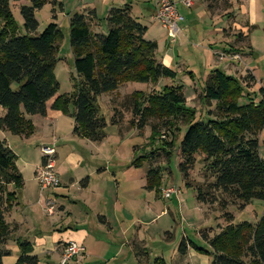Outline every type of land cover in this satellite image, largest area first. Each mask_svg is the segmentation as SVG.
<instances>
[{
	"label": "trees",
	"instance_id": "1",
	"mask_svg": "<svg viewBox=\"0 0 264 264\" xmlns=\"http://www.w3.org/2000/svg\"><path fill=\"white\" fill-rule=\"evenodd\" d=\"M204 1L212 13L214 5L231 11L234 3L242 0ZM12 2L19 3L21 31L13 17ZM48 2L62 8L56 0H0V108L4 111L0 131L27 138L34 132L30 117L43 118L52 109L73 119V136L101 142L108 124L99 101L102 95L114 94L129 82L158 84L162 79L174 80L178 73L157 57L156 42L145 39L147 26L132 16L128 4L110 7L103 20L94 9H84L68 18L75 76L71 91L58 94L54 69L63 34L56 22L48 23L38 33L35 17ZM238 34L240 31L235 39L246 41L248 46L245 34L242 38ZM256 82L251 71L235 77L211 70L200 96L206 103L213 102L214 109L202 116L186 105L182 84H165L158 89L154 86L149 92L134 90L120 96L115 93L109 99V124L122 131L127 130L123 128L127 123L138 132L149 126L150 138L161 139L168 148L167 159L170 151H176L178 171L185 186H194L196 201L220 211L218 218L224 223L217 225L219 230L212 235L206 231L202 234L210 246L205 252L211 264H264V213L255 224H233L229 210H242L253 200L264 201V157L259 154L258 139L264 128V98L255 101L249 90ZM260 93L264 96L263 87ZM161 131L176 136V140L172 137L167 142L164 134L159 138ZM198 158L202 164L199 169L195 166ZM147 160L145 188L157 195L160 171L151 166L155 155L150 154ZM15 161L14 151L0 138V264L11 255L7 248L11 241L18 247L13 264H38L32 244L16 237L18 226L8 219L20 203L24 184ZM143 161L145 157H136L133 165L138 167ZM195 169L202 178L200 182L194 179ZM132 243L137 264H167L160 257L144 262L143 242ZM190 246L182 239L177 248L179 255L186 256Z\"/></svg>",
	"mask_w": 264,
	"mask_h": 264
},
{
	"label": "rangeland",
	"instance_id": "2",
	"mask_svg": "<svg viewBox=\"0 0 264 264\" xmlns=\"http://www.w3.org/2000/svg\"><path fill=\"white\" fill-rule=\"evenodd\" d=\"M56 1L62 4V8H60V4L48 2L36 11L35 17L38 21V33L48 23L56 22L63 34L59 42L58 61L54 69V75L59 83L58 94L71 91L73 85L72 77L75 76L74 60L69 44V16L73 12H76V10L81 11L85 4H91V7L87 8H95L97 17L103 20L110 6L128 4L131 7L132 16L141 24L147 26L145 39L156 42L157 57L167 67H172L175 71L178 70V74L176 79H162L158 84L137 82L122 84L118 88L119 93L115 92L119 96L126 94L125 91L128 90L126 88L141 89L149 92L154 86L158 89L165 84H182V91L186 97V105L195 108L197 116H202L205 115L208 109H214L213 102L206 103L200 96L201 86L211 70L215 68L226 74L239 77L247 71H251L249 68L252 67V72L258 81L249 90L253 94L255 101L264 98L260 93V88H264V54L257 53V55H251L245 47L246 41H237L235 39L238 31H240L238 35H242L241 38L245 34L241 30H238L237 27L247 25L244 18H240V21L236 23L234 22V16H236L234 15V8L240 2L234 3L231 11L224 10L225 8L221 5H214L215 8L211 13L208 11L204 0H194V5L190 0L191 7H186L181 0H174L177 3V10L183 18L178 21L175 38L171 40L167 29L163 26L161 20L156 17V0ZM262 2L264 3V0ZM227 11L230 12L223 15ZM12 12L20 31L23 30L19 3L12 2ZM251 17H254V14ZM262 20L264 22V14L262 15ZM247 27L246 32L249 33L252 26ZM92 30H96L94 26H92ZM105 32L103 30V33ZM246 37H248L247 34H245ZM223 52H226L228 56ZM246 52L248 53L247 55L244 54ZM214 54L217 55L215 56ZM236 54L238 56L234 57L235 59L230 57ZM215 57L216 59L219 58L216 64H214ZM181 63L185 64V66L181 65ZM112 95L114 94H104L99 99L102 113L108 122L104 129L106 134L104 140L100 143H90L87 142L88 140L84 142V139L77 138L76 146L69 140H62L59 143L60 147L57 151H59V156L61 155L60 152L64 154L70 148H75L78 151H87L88 154L90 153L88 151L104 152V154L96 156V159L104 160L103 164L109 166L110 172H114L115 174L114 181L112 182L113 186L111 187L115 197L114 204L107 209L106 213L111 219L113 234L119 240L127 242V244L121 245L119 242L114 244L116 247H121V256L120 259L109 260L106 256L108 254L107 251H103L102 249L96 250L95 243L92 242V239L95 240V238L103 241L106 238L100 234L98 236L90 234L85 240V252L87 251L88 256L82 257L80 255L81 257H79V255H76L71 259L82 258L81 262L78 261L76 264H107L105 261L110 264H125L120 263L124 259L127 260L126 263H130V254L133 253L131 248L132 242L135 241V238H138L143 242L145 247L146 254L141 260L146 263H150L156 257H160L167 264H211V257L205 252L210 251V246L202 234L206 231L212 235L213 232L216 233L219 230L217 229V225L224 223L222 219L218 218L220 211L218 209H211L196 201L194 186H185L182 176L178 171L176 151H170L169 159H167L166 154L169 150L161 143V139L159 138L161 134H164V140L169 142L173 137L172 134H165L161 131L158 134L159 140L155 138L153 141L150 138L149 126H145L138 132L136 128H129V124L127 123L123 125V128H127V130L121 129L122 131H120L117 125L109 124L111 115V103L109 99L114 97ZM71 123L72 119L65 118L63 124H61L62 129L68 131ZM184 131L177 137L178 141ZM173 139L175 141L176 136ZM258 139L259 154L261 157H264V128L259 133ZM52 143H56V140ZM150 154L155 155V160H153L151 166L158 168L161 176L160 192L157 195L154 191L146 190L143 187L144 178L149 168V161L147 159H149ZM139 156L145 157V161L140 166L135 167L133 160ZM195 166L197 169L202 166L199 158ZM197 173L198 171L195 169L194 179L200 182L202 178ZM169 187L175 189L176 193H173L169 198H164L162 196L163 190ZM51 190L53 189L39 190V192L41 195L46 196ZM70 194L71 196L77 195L74 189L70 191ZM53 198L56 199L54 195ZM75 201L77 200L75 199ZM38 203H35L34 207L38 211H41ZM78 206L71 208L72 212H70L73 218L79 217ZM229 210L234 217L233 224L243 221L255 224L264 213V201L253 200L242 210L231 207ZM40 214L41 216L43 215L42 213ZM87 215L91 216V212L88 210ZM95 219L97 222V217ZM182 239L192 244V247L188 248V252L184 257L180 256L177 251ZM98 254H102L101 257L105 260L96 258L95 256H98ZM132 257H134L133 254ZM60 261L61 257L58 264ZM70 264L75 263L71 262Z\"/></svg>",
	"mask_w": 264,
	"mask_h": 264
},
{
	"label": "crops",
	"instance_id": "3",
	"mask_svg": "<svg viewBox=\"0 0 264 264\" xmlns=\"http://www.w3.org/2000/svg\"><path fill=\"white\" fill-rule=\"evenodd\" d=\"M191 1L194 5L195 1ZM262 1L242 0L234 8V15H236L234 16V22L236 23L240 21V18H244L247 23V25H241V27L239 26L237 28L248 35V46H246V49L251 55H257V53L264 54V22L262 20L264 3ZM90 5L85 4L81 11L88 9L87 7H91ZM92 8L94 7L92 6ZM81 11L76 10V12ZM253 14L255 18L251 17ZM247 26H252L249 33L246 32ZM260 27L262 28L261 30ZM223 53L227 55L226 52ZM244 54L247 55L248 53L246 52ZM214 55L216 56L217 54ZM236 56L238 54L230 57L235 59L234 57ZM218 59L215 57L214 64L218 63ZM181 65L185 66L183 63ZM249 69L253 74V68L250 67ZM253 76L258 81L254 74ZM126 89L128 90L125 93H130L133 89L141 90L135 88ZM116 91L119 93L118 89ZM3 112V109L0 108V115ZM65 118L72 119L57 110L48 109L46 116L43 118L30 117L34 125V132L27 138L13 135L10 132L0 131V138L6 140L16 155V166L24 180L23 187L19 193L20 203L10 212L8 219L9 221L15 222L18 226L16 237L19 240H27L32 244V252L38 257V264H58L63 246L69 241H74L82 246V257L88 256L87 251L85 252V240L90 234L94 236L100 234L106 238L105 241L98 238H95V240L92 239V242L95 243L96 250L102 249L103 251H107L108 254L106 256L109 260L120 259L121 247H116L114 244L119 242L123 245L127 244V242L119 240L113 234L111 219L106 213L107 209L114 204L115 197L111 187L113 186L112 182L114 181L115 174L114 172H110L109 166L103 164L104 160L96 159V156L104 154L103 151H88L90 152L88 154L87 151H78L75 148H70L64 154L60 152L61 155L59 156L57 149L59 150V143L62 140H69L76 146V140L78 138L72 134L73 119L68 131L62 129L61 124H63ZM82 139H84V142L87 141L85 138ZM55 140L56 169L60 179V185L57 187L58 189H53L46 196H43L39 192L38 182L36 180V172L42 158L40 148L41 146L52 144ZM87 142L100 143L89 140ZM145 185L146 175L143 184L144 188ZM72 189H74L75 194L78 196H71L70 191ZM53 195L56 199L53 198ZM35 203L39 204L41 211H38L34 207ZM49 204H52L51 213H48L46 210ZM74 206H78L79 208V217H76L77 219L71 215V208ZM87 210L91 212V216L87 215ZM36 212L42 213L43 215L41 216V214L39 215ZM95 217H97V222ZM135 241L140 240L135 238ZM7 248L11 251V255L3 258V264H12L15 262L18 252L16 242H9ZM132 254L134 257H132ZM132 254H130V263H126L127 260L125 259L120 263H138L134 252ZM101 255L98 254L95 257L104 259ZM81 259L73 258L67 264L71 262L76 264L78 261L81 262ZM105 262L110 264L107 261Z\"/></svg>",
	"mask_w": 264,
	"mask_h": 264
},
{
	"label": "built area",
	"instance_id": "4",
	"mask_svg": "<svg viewBox=\"0 0 264 264\" xmlns=\"http://www.w3.org/2000/svg\"><path fill=\"white\" fill-rule=\"evenodd\" d=\"M156 1V17L161 20L163 26L167 29V33L169 37H171V40H174L176 29H178L177 23L183 18L177 11V3L174 0ZM181 2L187 7L192 5L190 0H181ZM40 150L44 157V161L39 165L36 172L39 190L57 188L60 185V179L56 169L55 143L48 146H41ZM173 193H176V190L169 187L163 190L162 196L164 198H169ZM46 210L48 213H51L52 204L47 205ZM82 254V246L74 241H69L63 246L59 264H66L72 257Z\"/></svg>",
	"mask_w": 264,
	"mask_h": 264
}]
</instances>
